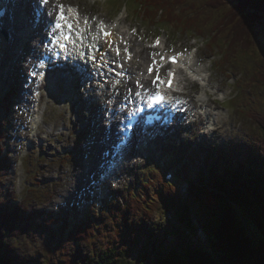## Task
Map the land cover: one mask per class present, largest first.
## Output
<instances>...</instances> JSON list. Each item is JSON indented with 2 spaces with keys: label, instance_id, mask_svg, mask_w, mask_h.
<instances>
[{
  "label": "trees",
  "instance_id": "obj_1",
  "mask_svg": "<svg viewBox=\"0 0 264 264\" xmlns=\"http://www.w3.org/2000/svg\"><path fill=\"white\" fill-rule=\"evenodd\" d=\"M125 2L128 7L134 6L137 19L145 21L148 26L159 32L174 29L178 35L192 33L205 37L209 11L225 12V17L217 18V24L211 29L212 35L205 37L210 55L217 53L223 39L229 41L222 59H226L229 48L228 60L239 47L250 49L258 42L260 32L264 29V0ZM260 74L264 81V64ZM5 97L0 100V264H133L128 260L130 247L124 241L125 231L127 236H131L132 244L140 241L139 235L146 234L147 244H144V253L140 257L141 264H264L263 111L250 109L247 112L253 124L252 130L255 131V139L251 140L250 145L240 147L226 144L218 152L210 146L211 155L202 165L207 170L205 174H192L189 164L185 163L181 171L183 174L174 185L165 184L164 191L160 190L157 195L150 188V191L142 192L133 205L131 220L124 219L114 233L100 229L96 235L90 214L77 227L76 237L67 240L58 237L55 240L52 224L61 218L54 211L46 215L47 212L41 211L37 205L33 206L32 199L13 205L14 193L5 188L4 177L10 169V161L2 154L5 148L3 141L9 124L6 117L11 115V106L16 97L15 90ZM181 176L189 186L187 199H183L178 186ZM196 177L206 178V181L201 182V185H193ZM160 181L163 183V179ZM35 191L38 194L36 196H42L39 194L42 190ZM148 200L153 202L147 208ZM232 201L236 205H232ZM193 207L197 210L201 208L206 215L201 235L209 238L208 246L177 243L170 247L163 244L157 246L156 230L161 227V223L155 221L156 215L173 212V218L180 226L195 230ZM62 213L64 219L70 215L67 208H63ZM149 221L153 223V229L145 232V224ZM247 224L251 228L249 232L246 230ZM44 234L48 235L49 242ZM39 236L45 238L43 244L46 253L38 250ZM90 237L99 240L98 247L84 251L81 243H93L94 239L90 241ZM50 240L54 246L49 248Z\"/></svg>",
  "mask_w": 264,
  "mask_h": 264
},
{
  "label": "rangeland",
  "instance_id": "obj_2",
  "mask_svg": "<svg viewBox=\"0 0 264 264\" xmlns=\"http://www.w3.org/2000/svg\"><path fill=\"white\" fill-rule=\"evenodd\" d=\"M73 1L79 3L86 12L101 13L104 16L115 18L116 21H118V19L120 20L123 14L126 15L125 26L126 28L128 26L131 27L130 33L135 39V48L142 54L138 57L139 59L134 64V67L137 65L146 67L147 64L153 60V53L155 52L150 47L153 45L156 36L163 37L164 42L167 44L164 50L167 52L175 50L187 52L191 51L189 50L191 47L198 53V69L202 72L204 78L209 79V81L205 84H199L194 80H186L185 82H187L189 86V97L191 98L192 107L194 108L195 118L201 115L199 108H201L202 105H207L208 110L206 115L210 116L213 125H211L209 121L208 124L211 125L212 129H209L207 134L200 132V130H198L200 123L204 122L207 118L209 119L208 116L204 118L200 116L199 119L194 121V124L189 125L187 130L180 135L181 138H183L182 140L175 137L166 139L171 144L177 145V149L181 151L178 158L172 159L174 162L173 164H179L187 159V152L191 150L193 156L189 158L191 162L189 164V170L192 174H197L198 172L204 173L207 170L203 169L202 164L208 155H210V151L208 150L210 145L217 144L216 149L219 151L225 144L236 143L245 146L251 144V138L252 140L255 139V131L252 130V124L250 120L244 116L247 115L246 109L248 108L264 112V81L260 74V70L263 69L264 64V29L260 32L261 36L258 42L250 49L239 47V50L233 54L231 60L227 59L230 54V48L228 49L226 59H222L225 53L224 51L227 50L225 45L229 43V41L223 39L221 41V47L217 50V53H219L218 56L212 58L209 55V48L206 47L205 37L212 35L211 29L217 24V18H221L222 16L225 17V12L209 11V25L205 28L207 36L204 37L203 35H192V33L178 35L174 29L170 32L160 33L151 26L145 27L137 20L138 15L135 14L134 6H129V10L125 7H122L121 10H117L112 6L114 3L117 5L119 3L122 4L119 0ZM133 26L136 27L133 28ZM133 29H135V31H133ZM222 31L218 33L216 39L219 38ZM194 37H198V39ZM39 39L40 37L32 38L30 44L26 46L24 53L22 50L23 43L17 48H12V51L15 52L14 55H16L15 59L19 58L22 53L23 56L19 58V61L16 63V60L12 58L10 61L11 64L9 66H7L8 63L5 64L6 68L1 71L3 78L0 79V89L4 81L9 78L12 73L19 77V91L17 90L19 99H17V102L23 101V97H29L26 94L29 93V91L27 92L24 88L25 84L23 82L28 74L25 60L31 57L29 56L30 54H37L32 44L34 41V44L40 47L38 44ZM3 46V43L0 42V48ZM226 66H228L230 72L225 70ZM230 76H233V78L229 79ZM77 80L80 81L81 79L78 77ZM183 82L182 80V83ZM69 85L70 83H67V87L64 88L70 90L68 94H70L71 97L66 98L65 93H62L59 98L56 97L57 102L45 101V107L42 103V109L45 110L43 114L40 112L38 117L39 125L35 129L29 130L30 126L28 121L32 113V106L27 116H24L25 109L21 106V103L18 102V106L12 108L15 109L12 117V127H8L5 134L9 132L8 136L10 137L8 139L11 141L9 156L11 158L16 157L19 163V180L16 188V193L18 195H16L22 197L24 190L29 188L28 181L34 179L33 186L43 189L41 193H39L40 195L42 194V196L32 198L33 192H28L26 195L28 198H32L33 206L37 205L40 210H44V212L55 210V215L61 216L62 212L58 210V208L55 209L56 206L63 207L67 205L75 208V203L80 200L79 195L87 193L86 197L84 196L86 203L95 200V209H97L98 214L100 208L103 207H101L100 203L102 199L99 198V194H92L87 188L92 180L97 179V172L101 166L100 163L106 156L105 151L108 144L106 141L101 143V140L106 139L108 141V138H111L112 135L111 133V136H109L108 133L103 134V127L100 128L99 126L97 129L92 128L89 119H87V112H92L95 106V104H93V99L90 97V95L92 97L94 96L95 90H87L83 93L80 88L79 90L75 87L71 89ZM76 85L81 87L80 82L76 83ZM73 95L77 96L75 100H73ZM234 96L237 98L231 103L230 99ZM102 101L104 102V106L101 107L102 111L99 110V114L105 116L106 110L111 107V105L110 101H106L104 97H102ZM240 101H243V103L240 104ZM229 102L231 103V107L228 105ZM232 105H234V108ZM104 109L105 111H103ZM24 117H26L27 121ZM99 117L101 116L98 115L95 119H99ZM121 119H123L122 115L119 116L118 123H120ZM99 121V125L101 126H104L105 121H107L105 122L106 124L110 122L107 119L103 120V122L102 120ZM177 134L178 133H175L174 136ZM165 137H169V135L167 134L160 139ZM201 141H205L206 144L201 145ZM66 142H68V147L66 146ZM73 144L77 147L75 152H71L69 149V146ZM65 153H69V155L74 154L73 157L75 159L77 156V160L73 161L71 157H65ZM150 161L151 160L148 162L144 156L133 158L130 167L123 172L120 183L116 185L115 183L117 180L114 181L113 184L111 182L106 183L102 195L108 193L109 185L113 187L118 186L120 193L117 195V204L123 202V197H125L124 193H127L129 187L133 189L135 184H139L142 187L143 182L148 183V180H150L149 175L145 174L142 170V168H144L148 173L152 171L150 165L152 162ZM32 170L35 173L31 174ZM182 174L183 173L180 175ZM181 177L179 184L180 193L183 199H187L189 196L187 189L188 183L183 176ZM8 179L10 181L13 180L12 171H10ZM194 180L195 182H204L206 178L200 179L196 177ZM146 189L148 191L151 189L157 194L159 191V187L150 189L146 187ZM19 201V198H17V202ZM231 203L232 205H236L233 201ZM83 206H85L84 202ZM194 206L196 207L197 205ZM205 216L204 211L200 208L194 218L196 229L186 230L174 220L173 212H167V214L164 215H156L155 221L161 223V227L156 230V245L161 246V244H163L170 247L177 243L184 246H206L203 244L200 236L203 232L201 229L203 230L202 227H204L206 223ZM106 219L107 218L104 217V220ZM151 223L152 222L149 221L145 224V232L153 229V223ZM115 227L116 225L113 223L110 228L113 230ZM100 228H102V226L98 228L99 233ZM250 229L251 228H249L247 224L246 230L249 232ZM94 233H97V230H94ZM124 234V241H126L130 247L128 260L133 264H141L140 257L142 253H144V244H147L146 234L139 235L140 241L136 244L131 243V236H127L126 231ZM89 240L92 241L93 238L90 237ZM94 241L97 242L88 245L84 241V243H81L82 249L84 251H92L98 247L99 243L98 239ZM39 242V252L46 253L47 250L43 244L44 239L40 236ZM48 254L50 255L49 252Z\"/></svg>",
  "mask_w": 264,
  "mask_h": 264
},
{
  "label": "snow or ice",
  "instance_id": "obj_3",
  "mask_svg": "<svg viewBox=\"0 0 264 264\" xmlns=\"http://www.w3.org/2000/svg\"><path fill=\"white\" fill-rule=\"evenodd\" d=\"M43 3L44 4H49L50 3V0H43ZM56 3H57V6H58V9H59V14H58V19L59 21H62L63 23H56V28H61V27H67V29L71 30L73 29L74 27V24L72 22H69L68 20V17L65 15V6L63 3H60V0H56ZM70 12H72L74 14V16L77 18L76 19V22L79 23V13L77 11L76 8H69L68 9ZM83 23L84 24H88L89 21H88V18L85 17L84 20H83ZM98 27L100 28V31L103 33V36L106 38V41L108 40V38H110L112 36V33L108 30H106V27L103 23V21H101L98 25ZM133 31H135V29H133ZM69 35H65V39H68L69 38ZM159 43V41L157 40V44ZM62 47H65L62 45ZM108 47L110 48H113V50L115 51V54L117 56L120 55L121 53V49L119 47H113V43H108ZM125 52H127V49H124ZM83 55V54H81ZM155 53H153V63L152 65L148 68V72L151 73L153 72V70L157 67V62L155 61L154 57H155ZM130 58V57H129ZM90 59L95 61L97 59V57L95 55H91L90 56ZM161 59H164V57H161ZM168 59L171 60V62L175 63L177 62V55H172L171 57H169ZM113 63H115V61H113ZM163 65H160V67H162ZM113 71H115V69H113ZM169 77H172L174 78V73L172 72H169ZM157 81H160L161 83H163L164 81L162 80V77L159 75V73L157 72V75L155 76L154 80H153V83H156ZM173 82V79H169L167 81L169 87H171V84ZM140 82L137 81V84H139ZM160 85H157V87H159ZM140 87H144L142 84L140 85ZM136 96H140V93L139 92H136L135 93ZM127 99V97H125ZM147 99L148 101L150 102L148 106H152L153 104H156L158 102H162L164 101L165 99H167V97L160 91H157L155 92L154 94H152L151 92L148 93V96H147ZM125 107H127V105H125ZM141 111L143 109H140ZM133 113H128V115H132Z\"/></svg>",
  "mask_w": 264,
  "mask_h": 264
},
{
  "label": "bare ground",
  "instance_id": "obj_4",
  "mask_svg": "<svg viewBox=\"0 0 264 264\" xmlns=\"http://www.w3.org/2000/svg\"><path fill=\"white\" fill-rule=\"evenodd\" d=\"M12 7V6H11ZM30 9H28V8H25V7H23L22 8V10H21V13H22V16H20L19 17V14H20V10H18L16 7H14L13 6V8H12V10H11V13H12V24L14 25V29L16 30V33L18 34V36H17V47H19L20 46V44H21V38H20V30L19 29H17V25H20V22L21 23H23V22H25V20L27 19V22L30 20V18H29V16H30ZM6 15H7V17L9 18V16H10V11L8 10L7 12H6ZM43 16H45V18L47 17V14H46V12H43ZM9 19H11V18H9ZM34 23H35V21H34ZM28 24V23H27ZM31 25H32V23H31ZM29 27L32 29V31H33V33H37V31L38 30H43L42 29V26L41 25H37V27H31V26H29V24H28V28L27 29H29ZM37 35H40V33L39 34H37ZM35 41H36V39H35ZM40 45V44H39ZM16 47V48H17ZM39 49H38V45L36 46V49H35V51L37 52ZM16 55H14V56H12V58H16L15 57ZM18 59V58H17ZM16 62H17V60H16ZM87 69V68H86ZM53 70H54V72H55V69H54V67H53ZM90 74L92 73L91 71L89 72ZM58 74H61V75H58L59 77V80H60V82L61 83H63V84H67L66 82H65V76H64V74H63V72H58ZM63 76V78L61 79V77ZM79 76H77L76 78H78ZM80 79H81V76L79 77ZM71 81H74V80H70L69 82H71ZM146 85H147V87H150L149 86V82H146ZM117 122V121H116ZM116 122H114L113 123V128L111 129V135L112 136H115L116 135V130H117V127H116ZM165 135H167V133L166 134H163V135H158L157 136V138H161V137H163V136H165ZM111 136V138L115 141V139L113 138Z\"/></svg>",
  "mask_w": 264,
  "mask_h": 264
}]
</instances>
